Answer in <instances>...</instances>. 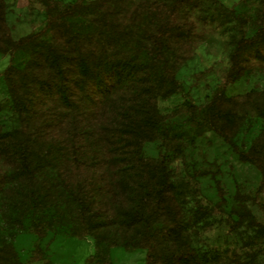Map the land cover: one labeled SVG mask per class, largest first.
Listing matches in <instances>:
<instances>
[{
    "label": "rangeland",
    "instance_id": "obj_1",
    "mask_svg": "<svg viewBox=\"0 0 264 264\" xmlns=\"http://www.w3.org/2000/svg\"><path fill=\"white\" fill-rule=\"evenodd\" d=\"M157 1L163 11L170 3ZM82 2L76 20L87 21L92 13L105 9L108 15L124 16L129 41L143 36L146 18L137 0ZM212 4L220 8L198 4L184 10L185 23L194 33L183 47L185 58L176 70L181 88L157 97L158 110L165 118L155 127L154 140L145 142L142 150L148 156L162 151L170 167L171 187L164 216L168 222L175 217L179 223L164 239L167 244L191 248L195 253L191 264H264L260 172L251 162L240 159L222 136L207 125L197 124L206 103L221 88L234 37L242 29L247 34L253 31L259 1L213 0ZM230 9L244 18L242 26ZM45 20L43 0H0V43L4 47L0 49V133L10 131L8 137H0V173H9L0 183V264H101L106 259L110 264H144L143 247L126 248L121 244L124 234L135 233L138 224L126 227L113 217L134 208L141 178L133 161V133L138 118L129 110L127 89L118 88L111 96L115 109L94 120L105 133V160L76 167L67 160L37 156L31 177L17 171L12 142L20 122L11 106L3 70L9 64H30V51L10 53L9 41L38 30ZM57 38L64 52L76 53L77 46L68 37ZM167 53L170 56L169 49ZM84 65L76 61L81 72ZM44 67L50 68L47 63ZM263 91L264 61L252 59L224 89L226 96L238 94L240 98L224 107L227 112L223 120L240 148L246 149L260 138L264 156V117L258 113ZM41 104L50 111H63L62 117L48 127L50 132L62 135L68 117L61 97L44 95ZM146 175L147 182L155 187L159 170L147 167ZM89 182L95 187L89 188ZM80 189L91 209L84 220L76 200ZM96 206L102 208L101 216L93 212ZM39 221L45 233L38 239L41 250L36 249L34 232Z\"/></svg>",
    "mask_w": 264,
    "mask_h": 264
},
{
    "label": "trees",
    "instance_id": "obj_2",
    "mask_svg": "<svg viewBox=\"0 0 264 264\" xmlns=\"http://www.w3.org/2000/svg\"><path fill=\"white\" fill-rule=\"evenodd\" d=\"M43 1L44 25L9 41L10 53L18 49L30 51V64L25 67L9 64L3 70L11 106L20 122L13 131L17 136L12 142L18 173L31 177L37 156L67 160L76 167L93 166L105 160L102 151L105 133L94 120L107 110L115 109L111 96L118 88L127 89L129 110L138 118L133 133V161L141 178L134 208L121 217L113 215L115 221L126 227L138 224L135 233L124 234L121 244L126 248L143 247L144 264H191L195 257L191 248H175L164 241L179 223L175 217L168 222L164 216L171 187L166 157L162 151L157 156H148L142 149L145 142L154 140L155 127L165 118L158 110L157 97L168 96L181 88L176 70L185 58L183 47L194 33L185 23L184 10L198 4L206 8L213 6V0H170L164 11L157 0H137L146 19L142 24L143 36L133 37L132 41L128 40L129 32L124 27L122 15H108L104 9L92 13L87 21L76 20L75 15L83 6L82 0ZM258 1L254 29L250 34L242 29L234 37L221 88L212 94L197 124L207 125L229 143L240 159L251 162L261 175L258 190L264 191L260 138L254 139L248 148H240L223 120L227 112L224 107L240 98L238 94L226 96L225 87L244 72L252 59L264 61V0ZM213 7L218 9L220 5ZM230 12L242 26L244 18L234 9ZM58 36L68 37L71 44L77 46L76 53L64 52ZM3 48L0 43V49ZM78 60L85 64L82 72L76 67ZM46 63L49 69L44 67ZM44 95H58L66 105L64 112L68 123L62 135L50 132L48 127L62 117L63 111H50L51 108L42 105ZM258 113L264 117V91ZM9 133L2 131L0 137L6 138ZM32 145H35L34 149ZM147 167H155L160 172L155 187L147 182ZM8 176V171L3 170L0 183ZM94 187L93 182H89V188ZM76 200L79 215L84 220L86 211L91 209L81 189L76 193ZM93 212L98 216L103 214L100 206ZM34 232L37 234L36 249L41 250L38 239L45 234L42 222L35 224ZM101 264L110 263L106 259Z\"/></svg>",
    "mask_w": 264,
    "mask_h": 264
}]
</instances>
